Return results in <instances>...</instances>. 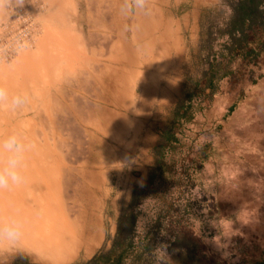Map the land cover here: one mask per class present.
<instances>
[{
  "label": "rangeland",
  "instance_id": "1",
  "mask_svg": "<svg viewBox=\"0 0 264 264\" xmlns=\"http://www.w3.org/2000/svg\"><path fill=\"white\" fill-rule=\"evenodd\" d=\"M229 1L201 7L189 23L187 3L174 0H150L147 15L122 14L121 0H11L0 9V85L29 96L19 109L0 107V138L16 132L35 145L25 182L0 190V221L15 211L24 222L19 248L0 264H46L33 256L48 253V231L85 213L98 219L101 241L69 264L109 248L182 83L207 68L194 56L201 14L215 7L221 24ZM263 41L258 32L251 53L218 58L227 76L194 98L193 118L134 209L135 240L151 239L152 264H264ZM183 236L198 241L193 261L176 251Z\"/></svg>",
  "mask_w": 264,
  "mask_h": 264
},
{
  "label": "trees",
  "instance_id": "2",
  "mask_svg": "<svg viewBox=\"0 0 264 264\" xmlns=\"http://www.w3.org/2000/svg\"><path fill=\"white\" fill-rule=\"evenodd\" d=\"M227 5L230 7V15L223 18L221 24L216 22L220 12L215 7L205 9L201 14V30L194 56L201 62H205L207 68L202 70L199 78H187L182 83L180 95L160 132L158 143L152 149L154 164L148 171L144 186H134L129 202L121 209L109 248L102 247L89 260L74 264H152L151 254L154 244L151 239L146 234L135 240L136 213L134 209L147 196L149 186L160 174L164 151L171 143L178 141L176 134L179 127L193 118L194 98L205 88L212 89L218 80L227 76L228 72L222 67L218 58L231 59L236 51L244 54L251 53L254 49L248 50L247 46L254 42L256 33L264 34V0H234V2L229 1ZM214 32L217 36L213 34ZM218 37H226L227 40L219 50H214L213 44ZM178 241L184 244V249L181 246L176 249L178 255L193 261L198 241L187 236L176 239V242ZM11 264L39 263L17 257ZM178 264L185 263L180 261Z\"/></svg>",
  "mask_w": 264,
  "mask_h": 264
},
{
  "label": "clouds",
  "instance_id": "3",
  "mask_svg": "<svg viewBox=\"0 0 264 264\" xmlns=\"http://www.w3.org/2000/svg\"><path fill=\"white\" fill-rule=\"evenodd\" d=\"M11 0H0V9L7 6ZM22 4L23 0H17ZM150 0H121L122 14L136 12L149 14ZM29 96L27 93L9 95L7 89L0 85V107L11 110L25 106ZM35 148V145L25 142V139L16 132L6 138H0V190L19 186L25 182L23 175L25 153ZM24 237L23 219L15 211H10L6 220L0 221V254L11 253L17 250Z\"/></svg>",
  "mask_w": 264,
  "mask_h": 264
},
{
  "label": "bare ground",
  "instance_id": "4",
  "mask_svg": "<svg viewBox=\"0 0 264 264\" xmlns=\"http://www.w3.org/2000/svg\"><path fill=\"white\" fill-rule=\"evenodd\" d=\"M166 15L168 17L172 16L165 14V16ZM163 32L165 33L163 35V37H165L164 41L167 40L166 38H172L171 30H168L167 28L165 31L163 30ZM164 52L167 54L166 51ZM161 58L162 57H160V59ZM82 218L83 219L80 218L78 220L62 224V229L48 231V253L35 251L33 259L42 261L46 264H67L68 262L74 260L80 251H83L85 255H89L92 251H94L95 247L99 245L102 237L98 219L94 218L92 214L87 213H85Z\"/></svg>",
  "mask_w": 264,
  "mask_h": 264
},
{
  "label": "crops",
  "instance_id": "5",
  "mask_svg": "<svg viewBox=\"0 0 264 264\" xmlns=\"http://www.w3.org/2000/svg\"><path fill=\"white\" fill-rule=\"evenodd\" d=\"M178 5L180 4H185L187 3L188 7L186 8V10L184 11V14L186 15V20H187V23L190 22V16H192V21L193 22H196L197 21V13H198V10L201 8V7H204V6H208V5H212V4H216L218 0H192V2H187V0H174ZM197 1V2H196ZM202 4H201V2ZM196 2V3H195ZM199 2V3H198ZM189 16V17H188ZM195 26V25H194ZM193 26V29H195ZM93 252V251H92ZM91 252V253H92ZM90 253V254H91ZM73 261V260H72ZM70 261V262H72ZM70 262H68L67 264H69Z\"/></svg>",
  "mask_w": 264,
  "mask_h": 264
}]
</instances>
